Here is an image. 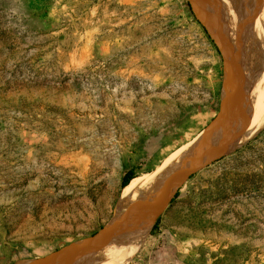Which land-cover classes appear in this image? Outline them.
I'll return each mask as SVG.
<instances>
[{
    "label": "rangeland",
    "instance_id": "rangeland-1",
    "mask_svg": "<svg viewBox=\"0 0 264 264\" xmlns=\"http://www.w3.org/2000/svg\"><path fill=\"white\" fill-rule=\"evenodd\" d=\"M262 1L0 0V264H95L98 238L129 227L123 174L251 105L243 23ZM255 116L248 142L157 188L193 170L127 264H264V95Z\"/></svg>",
    "mask_w": 264,
    "mask_h": 264
},
{
    "label": "bare ground",
    "instance_id": "bare-ground-1",
    "mask_svg": "<svg viewBox=\"0 0 264 264\" xmlns=\"http://www.w3.org/2000/svg\"><path fill=\"white\" fill-rule=\"evenodd\" d=\"M256 11H258L257 17L259 16L260 21L257 19L255 22L249 19L246 20L245 18L243 23L249 26L252 34L256 37L254 40L251 39L252 47L251 50H249L250 53L247 52L245 56H242L244 57L241 61L244 68V71L242 70L244 72L243 78H246L243 79V81L246 80L245 82L251 85V87L248 88H252L254 87V82H257L258 79L261 80L258 89L254 91L255 96H253V100L251 99V105L247 108L241 106L240 113L237 115L234 114L236 115V117H234V123L223 131L215 140L210 141L207 139L209 140L207 141L206 138H204L206 141L203 143L187 144L174 153L157 172L149 175H138L131 180L124 188L118 214L116 215V224H120L121 226L129 225V227L127 226L128 229L126 228L125 230L121 229L112 232L109 230L110 232H105L106 234L104 233L102 237L98 238L99 240L97 239L98 241L95 244L99 248H94L97 249V255L95 254L96 258H94L95 255L92 257V259H95V264H127L146 240L156 218L166 209L169 200H171L175 193L177 185L179 186V184L183 182V178L180 183V178L170 182L171 184L173 183L172 190L164 197L162 188H157L169 183L167 179H170L175 173L191 170L194 163L204 161L214 151L223 150L224 153H227L234 150L240 145L248 142L256 132L257 122L255 112L257 101L259 102L264 95V63H262L264 62V2ZM253 17H255L253 20L256 19V14ZM233 40L235 41L234 44L238 46L235 38H233ZM259 61L261 62L260 64H258ZM244 86L247 85L244 84ZM243 89L245 90V88ZM222 129H225V126ZM222 129L220 131H222ZM156 178L159 179V183L155 186L150 185ZM129 219H133L132 222ZM87 261H89V259Z\"/></svg>",
    "mask_w": 264,
    "mask_h": 264
},
{
    "label": "trees",
    "instance_id": "trees-1",
    "mask_svg": "<svg viewBox=\"0 0 264 264\" xmlns=\"http://www.w3.org/2000/svg\"><path fill=\"white\" fill-rule=\"evenodd\" d=\"M134 177L135 176H134L133 168H130L122 176L121 187H124V186L128 185ZM176 195H177V193H175L174 196H176ZM158 221H159V217L156 218V220H155V222H154V224L152 226V229L156 226V224L158 223Z\"/></svg>",
    "mask_w": 264,
    "mask_h": 264
},
{
    "label": "water",
    "instance_id": "water-1",
    "mask_svg": "<svg viewBox=\"0 0 264 264\" xmlns=\"http://www.w3.org/2000/svg\"><path fill=\"white\" fill-rule=\"evenodd\" d=\"M232 75H233V76H232ZM231 76H232V78H235V77H234V73H231ZM221 152H224V151H223V150H219V151L217 152V154H216L214 157H209V158L205 159V160L203 161V163L209 162L210 160H212V159H214V158L220 156V155H221ZM203 163H202V164H203ZM200 165H201V164H200ZM198 166H199V165H196L195 168H194L193 170H195ZM193 170H192V171H193ZM192 171H191V173H192ZM191 173L182 176V178H183V179L186 178V177H187L188 175H190ZM117 214H118V212H117ZM113 218H114V217H113ZM111 221H112V220H111ZM111 221H110V222H111Z\"/></svg>",
    "mask_w": 264,
    "mask_h": 264
},
{
    "label": "crops",
    "instance_id": "crops-1",
    "mask_svg": "<svg viewBox=\"0 0 264 264\" xmlns=\"http://www.w3.org/2000/svg\"><path fill=\"white\" fill-rule=\"evenodd\" d=\"M140 262V261H139ZM130 264H137V263H130Z\"/></svg>",
    "mask_w": 264,
    "mask_h": 264
}]
</instances>
